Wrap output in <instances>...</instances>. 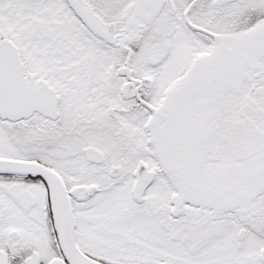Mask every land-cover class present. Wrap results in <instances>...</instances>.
Here are the masks:
<instances>
[{"label": "snow or ice", "instance_id": "6c2138e0", "mask_svg": "<svg viewBox=\"0 0 264 264\" xmlns=\"http://www.w3.org/2000/svg\"><path fill=\"white\" fill-rule=\"evenodd\" d=\"M0 264H264V0H0Z\"/></svg>", "mask_w": 264, "mask_h": 264}]
</instances>
